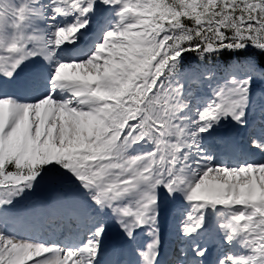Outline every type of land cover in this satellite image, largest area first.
<instances>
[{"label": "snow or ice", "instance_id": "6c2138e0", "mask_svg": "<svg viewBox=\"0 0 264 264\" xmlns=\"http://www.w3.org/2000/svg\"><path fill=\"white\" fill-rule=\"evenodd\" d=\"M56 15L76 13V20L57 26L49 38L43 30L16 31L8 42L0 39V74L14 78L28 58H51L64 45L77 47L95 0H49ZM119 5L118 20L86 59L55 64L44 92L31 101L0 96V264H99L104 223L88 233L77 247L18 239L4 231V210L16 197L31 191L49 173H70L97 207L111 209L129 239L135 229L149 226L152 239L138 249L142 264H155L159 256L156 227L158 193L180 190L191 203L181 224L191 235L205 222V210L239 207L222 223L225 239L242 234L249 254H226L219 264H264V163L228 167L213 164L203 155L198 133L206 132L221 117L244 123L253 77L264 80V67L254 60L243 63L247 73L229 77L214 98L198 111L189 132L179 112L187 106L184 85L170 77L179 71V59L196 51L211 65L214 55L236 53L248 45L264 52V0H102ZM34 8H42L32 0ZM0 28L5 10L19 29L33 11L28 3L13 6L0 0ZM79 34V36L77 35ZM86 43V41H82ZM29 43L32 46H29ZM54 45L55 47H50ZM87 52L82 49L81 54ZM214 67L193 74L194 82L215 75ZM70 97L55 98L56 89ZM151 141V152L127 155V148ZM257 141L253 139V144ZM189 150L199 151L197 167L189 174ZM40 217L69 226L89 209L73 193L53 192L31 210ZM196 257L207 249L194 246ZM180 256L185 255L183 247ZM46 254V255H45ZM174 264H183L177 258ZM199 264H203L199 261Z\"/></svg>", "mask_w": 264, "mask_h": 264}, {"label": "rangeland", "instance_id": "374dc122", "mask_svg": "<svg viewBox=\"0 0 264 264\" xmlns=\"http://www.w3.org/2000/svg\"><path fill=\"white\" fill-rule=\"evenodd\" d=\"M3 3L18 7L21 4H24L25 2H24V0H3ZM113 6L114 5H111V6H109V8L108 7L102 8V6H101V9H103L104 12H108ZM0 8H2V5H0ZM93 13H95V10H93ZM8 20L10 21L11 17H10V15H8L7 11L5 10V22L3 24V27L0 28V39H3L4 41H6L9 38V36L15 32V29H13L12 25L10 23H9V25H8V23H6V21H8ZM22 25H23V23H22ZM16 31H20V28ZM0 49L2 50L3 48H0ZM193 74H195V73L192 72L189 75L183 76L181 78V80L178 79V81L176 83H181L184 85L183 99L187 102V106L183 110L180 111L181 114H179V116L185 118L183 123H185L188 127L194 128V130H195L197 127V124L193 123V122L198 120V111L200 109H202L209 101H211L214 98L215 91L218 88V86H217L218 79L217 78L213 79L212 77L205 79L204 76L200 75V77H199L200 82L197 83V82H194L192 79ZM235 74H237V77H239V78L242 77L240 72H236ZM224 77L226 80L229 79V77L226 74H224ZM210 82L213 84H209ZM221 83L222 82H220V84ZM205 101H206V103H205ZM260 104H262V103H261V100L259 99V97L257 95V92L255 90H252V91L250 90L249 103H248V106L246 108L245 114L248 112V108L255 107V106H258ZM191 117H193L194 119H191ZM252 118L258 119V123L255 125V126H258L260 119L264 118V107H263V105H262L259 113L257 115H254ZM243 120L245 122L242 124V123H238L237 121L233 120L231 118V116L221 117L218 122L213 123V125L210 129H208L206 132L201 133V135H202L201 142L209 144V145H205L204 149L206 150V152L210 155L216 156L217 155L216 149H221L224 151V146L227 145L225 143V141H226V139H228V135H231L232 138L235 137L236 139H239L242 134H245L244 128H246V129L252 128V125L254 124L253 121H250V119L247 120L246 118H243ZM217 130H219L221 132V135L216 134ZM228 130H230L231 132H228V134H225L224 131H228ZM251 131L254 132V134L257 133L255 129H252ZM231 144H233L232 139H231L230 143H228V146H232ZM135 146L140 148V154L147 153L149 151V149L152 148V150H153V148H154V144L151 143L150 141H147V140L142 141L139 144H135ZM130 148L131 147H129L128 149H130ZM189 153H190V150H189ZM236 155H237L236 157L238 159L240 157L241 153L238 152ZM220 160H224V153H221V155L216 157V159L214 160V164L219 163L221 165H224L225 163H221ZM235 163H237V162H235ZM232 165L239 167V166H237V164H232ZM226 166L233 167L230 164H228ZM47 178H48V175L44 180L40 181L37 184H34V187L31 191L26 190L24 192V194H22L19 197H16L13 200V203L11 205H8L6 207V209L4 210L3 218L6 217L5 214H8V216L11 218V220H14L13 212H8V211L11 210V207H14L15 211L18 212L21 205L26 206V204H27L26 201H28L32 204L29 205L28 207L22 209L21 217L23 218V215H28L30 213H34L32 211L30 212V208H31V210L35 209L41 203V202H36L35 196L41 194V186L47 180ZM65 181L68 183L71 182V180H67V179H65ZM161 188L163 189L164 192H166V194H160ZM82 189L83 188L80 187L79 182L76 181L74 184H72L71 190H67L65 193H73L79 199L81 204L87 208L86 203L83 201V199L80 195V190H82ZM178 191H179V193H175L176 192L175 191L172 194H169L168 190L163 185H160L157 189V193H158L157 209L158 208L160 209V206L162 205V204L159 205L162 202L160 200H162L163 198L167 199L169 202H178V200L181 199V197H185V194L183 191H180V190H178ZM83 193H84V195H88V192H86L85 190ZM52 195H53V192L47 200H50ZM160 196H161V198H159ZM43 201H45V199ZM187 204L190 206L191 203L189 202ZM166 205H168V204H166ZM219 207H221V206H219ZM221 208H227V207L223 206ZM235 209H239V207H236ZM102 210L103 211H101V212H107L106 208H103ZM104 215L107 216L108 213L104 214ZM40 218L42 220H45L46 223L49 221V220L44 219L42 217H40ZM4 226H6V224H4ZM20 227H22V225H20ZM4 232L7 235H12V236H16V237H18V236L24 237V233L22 232V228H20V231L18 233H15L14 231H12L10 229L5 230ZM180 238H183L182 233L180 234Z\"/></svg>", "mask_w": 264, "mask_h": 264}, {"label": "bare ground", "instance_id": "6f19581e", "mask_svg": "<svg viewBox=\"0 0 264 264\" xmlns=\"http://www.w3.org/2000/svg\"><path fill=\"white\" fill-rule=\"evenodd\" d=\"M29 1L32 2V0H29ZM101 6H102V8H104L106 5H101ZM38 11L39 10H36V8H35V9H33V11H31L28 14V16L32 18ZM110 12L105 13L103 11H99L97 14H95L96 12L93 13V10H92L86 16V19H88L89 22L92 21V18H94V22H93L92 26L98 30L97 35H100L102 39H103V36L106 33V31L113 27V25L115 24V22L118 18V15L115 11V8H114V12L112 14H110ZM73 14L75 16L77 15L76 13H73ZM100 21H102V22H100ZM31 29H33V28H31ZM31 29H29V31ZM68 53L71 54L70 52H68ZM0 54L1 55L5 54V49H3V52L0 49ZM60 61L61 60L59 58L55 57V63L52 66L55 67V64L60 62ZM42 73L46 74L47 72L42 71ZM31 81L33 83H35V82H37V78L32 76ZM31 86H33V85L31 84ZM69 93H70V91H69ZM70 95H71V93H70ZM258 108H261V106L248 108V112L245 114L246 117L257 114ZM188 131L191 132V131H194V129L192 127H188ZM219 135H221L220 132H219ZM198 136H199V145H200V149H201V144H200L201 143V141H200L201 133H198ZM250 149L252 150V148H250ZM133 151L137 152L138 150L133 148ZM126 154L132 156V153L128 152L127 150H126ZM191 154H192V158H194V161L189 157H188V160L186 161L189 164V168H188L189 174L191 173L192 168L194 169L197 167L195 161L198 160L200 158V155H201V153L199 151H194V150H191ZM202 154H203V152H202ZM261 159H262V156L258 155L251 160V163L252 164H258ZM189 161H193V163H190ZM212 163L214 164V162H212ZM88 200L90 202V206L93 207L91 200L89 198H88ZM163 204H166L165 199L163 200ZM178 206L183 207L181 214L185 218L186 213L190 210L189 205L187 204V200L185 199V197H181V199L178 200ZM170 207H175V205H171L170 203H168V208H170ZM234 211H238V210L235 208H230V209H225V210L221 211L219 209V206H217V208L215 210H213L211 207L207 208L205 210L204 226H202L198 230L194 231L195 234L192 238L189 239V241L194 240V242H191V243H198V242L205 243L206 245L213 248L214 250L217 249L219 251V253L221 252L222 254H225V253L226 254L227 253L228 254L229 253H231V254H235V253L236 254H249L250 249L244 243L245 238L243 237L242 234L235 235L233 240L230 242L225 239L226 233L222 229L221 225L230 216V213H232ZM110 217H111V215H110ZM100 220L105 225V236H108L111 231H115L119 227L118 223L107 224L104 219H100ZM162 221L164 222L166 227L170 228V231H182L181 230V224L183 221L180 222L179 219H178V221H175V218H173L171 216V214L170 215L166 214L163 217ZM209 227H211V228L209 229ZM200 231L206 233V237L204 238V240L199 239V237H200L199 232ZM127 238H128V236H127ZM135 259H136V262L138 264H141L142 260H141V256L139 254L135 257Z\"/></svg>", "mask_w": 264, "mask_h": 264}, {"label": "trees", "instance_id": "16d2710c", "mask_svg": "<svg viewBox=\"0 0 264 264\" xmlns=\"http://www.w3.org/2000/svg\"><path fill=\"white\" fill-rule=\"evenodd\" d=\"M242 59L254 60L264 66V52H259L257 49L253 48L251 45H248L245 49L240 50L239 52L232 53L227 50L214 55L212 58L211 65H209L207 58L201 60L196 51H187L179 59V69L181 68H196L201 71L204 67H222L227 66L229 63L237 62ZM59 174V173H55Z\"/></svg>", "mask_w": 264, "mask_h": 264}]
</instances>
